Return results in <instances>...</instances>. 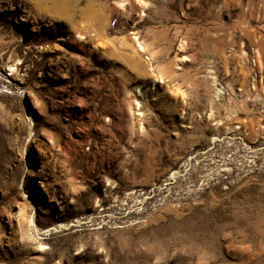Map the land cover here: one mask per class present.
I'll use <instances>...</instances> for the list:
<instances>
[{
  "label": "rangeland",
  "instance_id": "1",
  "mask_svg": "<svg viewBox=\"0 0 264 264\" xmlns=\"http://www.w3.org/2000/svg\"><path fill=\"white\" fill-rule=\"evenodd\" d=\"M0 264H264V0H0Z\"/></svg>",
  "mask_w": 264,
  "mask_h": 264
},
{
  "label": "bare ground",
  "instance_id": "2",
  "mask_svg": "<svg viewBox=\"0 0 264 264\" xmlns=\"http://www.w3.org/2000/svg\"><path fill=\"white\" fill-rule=\"evenodd\" d=\"M93 15V14H92ZM93 19V18H92ZM101 30V29H100Z\"/></svg>",
  "mask_w": 264,
  "mask_h": 264
}]
</instances>
